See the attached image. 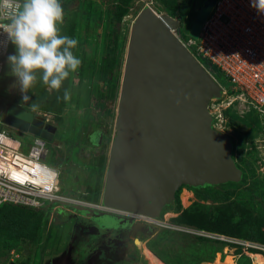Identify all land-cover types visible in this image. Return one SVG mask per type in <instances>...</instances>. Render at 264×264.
Returning a JSON list of instances; mask_svg holds the SVG:
<instances>
[{
  "label": "rangeland",
  "instance_id": "rangeland-1",
  "mask_svg": "<svg viewBox=\"0 0 264 264\" xmlns=\"http://www.w3.org/2000/svg\"><path fill=\"white\" fill-rule=\"evenodd\" d=\"M175 1L61 0L65 10L64 23L60 26L61 34L78 40L77 47L72 51L81 59L82 64L76 72L70 74L71 99L66 101L59 113L29 107L22 99L24 94L16 85V78L11 75L5 77L0 85L9 104L34 112L55 133L47 143L50 149L47 162L59 170L60 192L103 203L109 181L110 159L119 138L118 114L122 90L129 78L132 29L140 14L149 7L159 14L172 16L169 11L173 9ZM203 2L196 1L194 17ZM187 19L184 18L182 22L176 19L183 38L189 37L193 21ZM11 50L15 52L13 45ZM214 76L217 77L216 72ZM220 84L222 89L219 94L211 97L207 111L211 116L212 128L230 139V155L235 163V174L182 184L174 198L165 203L154 216V221L137 216L132 223L130 217L121 216L109 209H92L91 213L86 206L67 204L52 205L39 222L33 216L23 214L14 222L9 221L7 228L0 229V235L8 229L13 233L7 234L9 239H18L14 247H10L11 242H6L7 239L0 241V264H55L58 258L56 264H83V257L88 254L86 244H81V252L76 251L70 263H67L66 254L60 256L68 248L74 232L78 231L77 219L82 223L89 220L81 228L91 231L103 229L111 224L110 221L116 222L119 219L124 221L121 225L129 224L128 230L134 228L127 246L116 248L117 245H114L115 252L111 254L100 252L92 260L93 264H154L144 252L145 244L147 247L154 244L160 248L158 234L166 230L161 222L188 226L176 219L184 210H190L191 219L211 210L216 216L237 214L248 222V214L251 227L264 230V112L253 108L240 91L224 85L226 81ZM3 103L0 98V108ZM234 121L237 123L233 124ZM11 133L25 145L30 144L35 136L30 132L19 134L15 130ZM98 184H101L99 194ZM103 211L107 213L105 217L100 216L104 214ZM138 221L141 222L139 226L135 223ZM124 226L117 227L122 230ZM104 235L99 234V237L105 238ZM107 235L109 238L105 244H110L118 234ZM173 235L178 236L170 234ZM90 238L95 239L96 236ZM234 238L236 242L221 241L217 244L222 247L221 250L213 253L208 251V245L202 248L206 242L200 240L191 243L178 237L167 240V244L179 260L198 254L208 257L213 255L214 259L231 255L234 264H253L247 255L251 251L239 243L244 238ZM92 239L86 240V243ZM130 252H133L135 259L130 258Z\"/></svg>",
  "mask_w": 264,
  "mask_h": 264
},
{
  "label": "water",
  "instance_id": "water-1",
  "mask_svg": "<svg viewBox=\"0 0 264 264\" xmlns=\"http://www.w3.org/2000/svg\"><path fill=\"white\" fill-rule=\"evenodd\" d=\"M212 1L206 0L192 21L193 37ZM178 24L174 17L149 7L132 29L119 138L103 199L107 207L154 218L182 184L236 173L230 139L212 128L207 111L222 86L172 32ZM5 123L48 141L53 138L40 130L42 120L16 104L9 106ZM87 209L93 213V208ZM103 213L101 217L107 215ZM127 217L133 221V215ZM112 222L109 226L124 221Z\"/></svg>",
  "mask_w": 264,
  "mask_h": 264
},
{
  "label": "built area",
  "instance_id": "built-area-1",
  "mask_svg": "<svg viewBox=\"0 0 264 264\" xmlns=\"http://www.w3.org/2000/svg\"><path fill=\"white\" fill-rule=\"evenodd\" d=\"M212 2L197 37L189 33V37L183 38L178 26L172 32L198 59H206L220 69L232 88L240 91L253 108L264 112V14L251 6V0ZM7 23L6 16L0 17V29ZM10 45L6 35L0 33V75ZM0 98L4 102L0 108V205L12 203L30 208L56 204L103 207L83 197L60 192L59 170L47 162L50 153L48 141L35 135L33 141L25 145L12 134L4 121L10 104L4 97ZM139 217L148 218L144 215ZM160 224L166 229L194 236L236 242L234 237L205 229L167 222ZM239 243L250 251L264 253L263 242L242 239Z\"/></svg>",
  "mask_w": 264,
  "mask_h": 264
},
{
  "label": "clouds",
  "instance_id": "clouds-1",
  "mask_svg": "<svg viewBox=\"0 0 264 264\" xmlns=\"http://www.w3.org/2000/svg\"><path fill=\"white\" fill-rule=\"evenodd\" d=\"M251 6L264 14V0H251ZM4 16L8 23L0 29V33L5 34L7 41L15 48V52L7 56L9 75L16 78V85L24 94L23 101L31 99L27 93L36 85L38 78L50 92L59 91L70 73L76 72L82 64L72 51L77 47L78 40L61 34L60 26L65 18L61 0H0V17ZM63 99H71L67 89ZM30 107L35 109L37 105L33 102ZM95 203L103 207L93 209H109L121 216L133 215L134 218L139 216L119 209L113 210L101 202ZM255 253L264 255L260 251Z\"/></svg>",
  "mask_w": 264,
  "mask_h": 264
},
{
  "label": "trees",
  "instance_id": "trees-1",
  "mask_svg": "<svg viewBox=\"0 0 264 264\" xmlns=\"http://www.w3.org/2000/svg\"><path fill=\"white\" fill-rule=\"evenodd\" d=\"M124 1H127V0H124ZM165 1L167 2V0ZM196 1L197 0H176L173 9L170 10V7H168L167 9L168 11L169 10L171 11V12L169 11V13L174 18L179 19V21L181 22L184 18L193 19L194 17L193 11L197 7ZM169 3H170V0H169ZM169 3L167 5H169ZM11 53H14V52L11 50V45H10V49L7 52L3 60L4 64H3V69L0 75V85L4 82L5 77L9 75V68L7 65V56ZM199 59L201 60L203 65L213 74V76L215 72L217 73V77L215 76L214 77L219 82L224 84L226 81L227 84H224V85H227L230 88H232V84L228 81L227 77L220 69H218L216 66L211 64L206 59H202L201 57H199ZM70 86H71V78L69 76V78L63 82V85L59 91L53 90L50 92L48 91V87L44 85L42 80L38 78V82L36 83V85L32 89L29 90L28 96H30L31 99L27 101L26 104L30 107V105L33 102H35L37 107L40 109H43L49 112L59 113L63 109L64 105L66 104V101L63 99L64 91L65 89L69 91ZM0 96L6 99V97L4 96V91L2 89H0ZM236 123L235 121L233 122V124H236ZM100 187H101V184H98V189H97L98 194L100 191ZM177 195H178V192H177ZM51 207L52 205H48V206L46 205L42 208H30V207L16 205L12 203H4L3 205L0 206V229L7 228L9 221L14 222L15 219L21 218L23 214L33 216L34 218H36L37 222H39L42 219L44 213L46 211L49 212L51 210ZM189 213H190V210H184L181 214H179V216H177L176 219L181 224H185L188 226H197L201 229H205L211 232H216L220 234H225L227 236L240 237L246 240L264 243V230L253 229L250 225L251 220L249 219L248 214H247L246 220L247 221L249 220V221L246 222L243 217H240V216L238 217L237 214H233V213L230 215L220 214V216L219 215L216 216L214 212L210 210L208 212H205V214L197 215V218L195 219H191ZM8 233H12V232L8 229H5V232L0 235V241H6L7 239L6 242H8V240L11 242L10 247L16 246L18 242L17 237L9 239L7 235ZM170 234H176L178 236H174V235L170 236ZM179 235H182V236H179ZM158 237H159L158 243L161 244L160 248L156 247L154 244H151L149 248L167 264H199L202 261L214 260L213 255L208 257L206 255H201V254L192 256L188 259L181 258V260H179L177 257L173 255L171 248L167 244V240H174L175 238H178V237H181L182 240L184 241L187 240L191 243L192 241L200 240V241L206 242V244H203L202 248L208 245L209 246L208 251L211 250L210 251L211 253L221 250L220 248L222 247H219L217 244H220L223 242V241L221 242L220 240H215V239H210V238H205V237H200V236H194V235L186 234V233L179 232V231H173L170 229H166L165 231L160 232L158 234ZM253 251L259 252L258 250H253ZM247 255L251 259V257L249 256V253ZM253 264L255 263L253 262Z\"/></svg>",
  "mask_w": 264,
  "mask_h": 264
},
{
  "label": "flooded vegetation",
  "instance_id": "flooded-vegetation-1",
  "mask_svg": "<svg viewBox=\"0 0 264 264\" xmlns=\"http://www.w3.org/2000/svg\"><path fill=\"white\" fill-rule=\"evenodd\" d=\"M6 115L7 114H5V117H6ZM4 121H5V118H4ZM6 126H7V128L10 131L15 130L16 132H19V134H23L24 133L22 130H19V129L11 126V125L6 124ZM40 130L42 131V133H44L45 135H47L49 138L54 137V135H55V133L51 130V128L46 123L44 124V126ZM76 221H78V225H79V226H76V230H78V231H84V229H82L81 227L82 226L83 227L86 226L87 224L85 222H88L89 220H85V222H83V223H82V221H79L78 219ZM114 223H116V222L114 221ZM132 223H133V221H132ZM135 223H136V225L139 226V223H141V222L138 221V222H135ZM115 225L116 226H119L120 224L119 225L118 224H115ZM120 226H124V225H120ZM128 229H129L128 226L127 227L124 226V229H122V230L121 229L115 230V233H117L118 235L116 236V238H114L113 241H111L110 244H109V242L105 244V240L108 239L109 237L107 236V237H105V239L103 237V239L101 240L102 242L100 243V247L95 252H93V254L90 256L89 260L86 263L83 261V264H93V261L92 260L95 259L96 256H99V253L100 252H101V254H107V252H109L110 254L111 253H114L115 252L114 245L115 246L117 245L116 248L117 247L123 248L124 246H127V244H129V241H128L129 240V235L132 232L131 230H134V228H131L130 230H128ZM78 231H76L75 233H77ZM132 242H133V240H132ZM111 244H113V245H111ZM70 255H67V257H66L67 263H70L71 261H73V259L71 258L73 255L72 254H70ZM130 256H131L130 257L131 259H135V255L133 254V252H130ZM58 261H59V258L57 259V261L55 262V264ZM94 264H96V262H94Z\"/></svg>",
  "mask_w": 264,
  "mask_h": 264
},
{
  "label": "crops",
  "instance_id": "crops-1",
  "mask_svg": "<svg viewBox=\"0 0 264 264\" xmlns=\"http://www.w3.org/2000/svg\"><path fill=\"white\" fill-rule=\"evenodd\" d=\"M112 223H111V225H112ZM115 226L113 225V226L103 227V229H100L98 231H96V230L91 231L90 229L86 228V229H84V231H78L77 233L74 232L75 234H73V238L71 239L70 243L68 244V248L65 249L60 256H62L64 254H66V255H69L72 253L74 254L76 251L79 253V251L81 252V250H82L81 244H83V245L86 244L88 247V254L86 255V257H83L84 262L86 263L89 260L90 256L93 254V252H95L100 247V243L102 242L101 240L103 239V237L101 239L99 237V234H102V236L105 234L104 236H106V237L108 236L107 234H109V233L115 234V230L120 229V227H117V226L115 227ZM93 235L96 236L95 239L90 238V236H93ZM88 239H92L93 241H90L91 243H89V242L86 243V240H88ZM234 262H235V260H234Z\"/></svg>",
  "mask_w": 264,
  "mask_h": 264
},
{
  "label": "bare ground",
  "instance_id": "bare-ground-1",
  "mask_svg": "<svg viewBox=\"0 0 264 264\" xmlns=\"http://www.w3.org/2000/svg\"><path fill=\"white\" fill-rule=\"evenodd\" d=\"M111 209L114 210L115 208H111ZM147 217L149 220H152V221L155 220V218H153V217H150V216H147ZM144 252L146 253L147 257L151 260L152 263H154V264H167L159 256H157L149 247H147L146 244H145ZM250 253H253V254L250 256ZM250 253H249V256L252 257L251 259L254 263L264 264V256L263 255H261L259 253H254V252H250ZM201 264H234V258L231 255H227L223 259L215 258L212 262L204 261Z\"/></svg>",
  "mask_w": 264,
  "mask_h": 264
}]
</instances>
